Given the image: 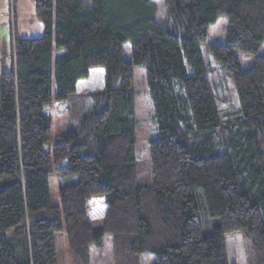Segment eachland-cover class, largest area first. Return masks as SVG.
<instances>
[{
  "label": "trees",
  "instance_id": "1",
  "mask_svg": "<svg viewBox=\"0 0 264 264\" xmlns=\"http://www.w3.org/2000/svg\"><path fill=\"white\" fill-rule=\"evenodd\" d=\"M163 2L158 19L153 0H33L41 35L0 48V64L11 55L0 66V264H58L56 233L75 264H264V0ZM220 15L224 43L208 45L241 110L223 120L199 45ZM236 50L255 54L251 67L240 70ZM134 66L158 131L148 185ZM55 100L77 124L52 137L43 107Z\"/></svg>",
  "mask_w": 264,
  "mask_h": 264
},
{
  "label": "rangeland",
  "instance_id": "2",
  "mask_svg": "<svg viewBox=\"0 0 264 264\" xmlns=\"http://www.w3.org/2000/svg\"><path fill=\"white\" fill-rule=\"evenodd\" d=\"M157 6V18L162 19L164 2L163 0H153ZM33 0H0V48L9 52L11 45L10 40L13 35L19 37L38 36L42 33V23L35 16V10L33 8ZM227 26L226 18L223 15L208 25L207 38L205 41L200 42L201 56L207 67V78L209 80L210 89H212L213 98L216 103V109L218 111L219 118L234 119V117L241 115L239 108V100L237 99L236 90L233 85V78L227 74L222 67L216 62L214 56H212L209 43L222 44L225 40V29ZM259 47L257 54L264 55V40ZM130 41L126 40L122 43L124 49V57L130 58L131 48ZM62 51V50H59ZM235 55L238 57V66L240 70H246L252 66L255 58V54L247 53L244 51H235ZM0 55V59H1ZM8 65L10 59L7 56L5 58ZM10 66V65H9ZM134 72L132 77V90L134 93L135 104V156L138 159L136 163L137 178L140 183L148 185L151 183V170H149V148L148 143L150 140L157 138V125L153 118V105L150 99V93L148 92V84L146 81V70L143 67L134 66ZM91 105V99H85L82 103L77 104L78 109L76 111L77 117L83 110H87ZM44 111L50 114L51 118V130L52 137L59 132L72 129L73 125L77 124L74 118L70 117L69 108L67 102L55 100L51 105H44ZM47 145V149H51L52 141ZM64 165V162H60ZM5 180H0V186L5 183ZM51 185V203L59 204V196L57 193L58 186L56 185V175L53 173L50 176ZM100 219H95L94 225H99ZM55 251L57 252L58 264H75L80 260H75L67 245L63 233L55 234ZM75 261V262H74Z\"/></svg>",
  "mask_w": 264,
  "mask_h": 264
},
{
  "label": "crops",
  "instance_id": "3",
  "mask_svg": "<svg viewBox=\"0 0 264 264\" xmlns=\"http://www.w3.org/2000/svg\"><path fill=\"white\" fill-rule=\"evenodd\" d=\"M8 57L11 59V55L9 54ZM3 66V68L7 69L9 68V65L7 63V61L4 59V61L2 62V64H0V66Z\"/></svg>",
  "mask_w": 264,
  "mask_h": 264
}]
</instances>
